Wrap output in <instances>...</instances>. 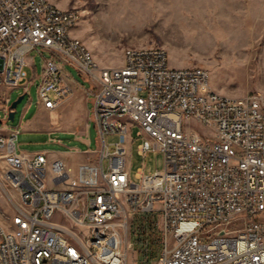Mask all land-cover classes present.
Listing matches in <instances>:
<instances>
[{"label": "built area", "instance_id": "obj_1", "mask_svg": "<svg viewBox=\"0 0 264 264\" xmlns=\"http://www.w3.org/2000/svg\"><path fill=\"white\" fill-rule=\"evenodd\" d=\"M78 16L77 8L48 0H0V151L4 178L20 197L13 228L0 226L3 264H123L133 217L155 212L163 249L146 264H264V91L223 94L203 67L173 70L160 46L128 47L121 69L92 62L71 34ZM33 50L49 54L39 76L43 108L55 110L73 93L64 65L90 84L97 161L80 162L75 173L46 151L20 150V126H6V94L28 93ZM133 122L144 123L141 155L166 154L163 169H139L141 182L128 166ZM109 135L118 139L110 143ZM58 212L71 224L54 221ZM98 238L107 239V250L98 249Z\"/></svg>", "mask_w": 264, "mask_h": 264}, {"label": "rangeland", "instance_id": "obj_2", "mask_svg": "<svg viewBox=\"0 0 264 264\" xmlns=\"http://www.w3.org/2000/svg\"><path fill=\"white\" fill-rule=\"evenodd\" d=\"M49 1L58 7L80 11V19L73 29L101 65L121 66L128 47L160 46L167 51L171 67L207 69L212 88L223 94L242 97L251 91H264V0ZM44 56L49 54L40 55L36 50L30 53L25 77L33 81L18 104L14 119H8L6 126L9 129L20 126V150L47 151L49 155L68 150L75 159L83 156L87 161L96 162L99 139L92 96L80 104L78 95L73 93L45 119L35 118L43 110L38 85ZM63 72L70 74L68 80L74 79L90 88L89 82L73 66L64 65ZM23 93L24 88L19 87L6 95L11 97L12 103ZM192 126L198 131H206V127L198 123ZM139 130L138 125L130 126L128 136V166L134 182H141L137 177L139 169L142 168L145 174L153 173L163 169L164 162L160 152L149 151L145 156L139 153L143 141L138 135ZM117 139V135L107 136L110 143ZM104 165L107 170V161ZM6 169L0 151V226L10 230L20 197L17 189L4 178ZM62 218L58 212L53 220L71 224L68 218ZM160 219L158 212L133 217L128 231L132 242L128 250L129 264H146V254L151 248L148 229ZM158 238L152 245L153 256L163 249L162 232ZM125 239L128 247V238Z\"/></svg>", "mask_w": 264, "mask_h": 264}, {"label": "crops", "instance_id": "obj_3", "mask_svg": "<svg viewBox=\"0 0 264 264\" xmlns=\"http://www.w3.org/2000/svg\"><path fill=\"white\" fill-rule=\"evenodd\" d=\"M71 34L74 35V36H77L74 29L72 28L71 30ZM67 75V82L71 85L72 89H73V93L77 94V101L81 102L82 101H87L88 99V96H91L89 93H88V88L84 87V85H82L80 82L74 80V79H71V80H68V78H70V74L68 72L65 73ZM72 93V94H73ZM72 96V95H71ZM70 96V97H71ZM69 97V98H70ZM76 101H74L75 103ZM59 108V107H58ZM57 108V109H58ZM53 110H48V109H45L43 108L42 111L38 112L36 115H35V118L36 119H45V117L47 116V114L49 112H51ZM47 152V151H46ZM48 153V152H47ZM77 153H80V152H77ZM82 156V155H81ZM48 158H49V161H54L55 159H58V158H61V159H64L73 169V173L76 172V169H77V166L80 162H84V161H87L84 159V157L82 156L81 159H75L74 157H71V155H69L68 153V150H66L65 153H54L52 155H49L48 154Z\"/></svg>", "mask_w": 264, "mask_h": 264}, {"label": "bare ground", "instance_id": "obj_4", "mask_svg": "<svg viewBox=\"0 0 264 264\" xmlns=\"http://www.w3.org/2000/svg\"><path fill=\"white\" fill-rule=\"evenodd\" d=\"M48 6L49 7H58L56 4L52 3L51 1L48 0ZM80 19V16H78V21ZM80 46H85L88 48V46L85 44V42L80 39ZM161 50L166 51L164 48L161 47ZM128 52V48L126 49L125 53ZM91 61L92 62H98L93 55L91 54ZM113 69H121V66L113 67ZM173 70H182V68H174L172 67ZM133 125H138L140 127V130H144V123L140 122H133ZM163 154L164 161H166V154H164V151H157ZM89 242H97V234H89ZM126 239L121 238V247H127L126 246ZM98 249L99 250H107V239L105 238H98ZM0 264H3V256H0ZM123 264H129L128 263V257H123Z\"/></svg>", "mask_w": 264, "mask_h": 264}, {"label": "trees", "instance_id": "obj_5", "mask_svg": "<svg viewBox=\"0 0 264 264\" xmlns=\"http://www.w3.org/2000/svg\"><path fill=\"white\" fill-rule=\"evenodd\" d=\"M149 225H147V227H148ZM159 230H157L156 229V226H155V224L154 223H152L151 225H150V227H149V229H148V236H150L151 237V248H150V252L149 251H147V254H146V257H151V256H153L154 255V252L153 251H151V249H152V245H153V243H155V241H157V240H159ZM149 250V249H148Z\"/></svg>", "mask_w": 264, "mask_h": 264}, {"label": "water", "instance_id": "obj_6", "mask_svg": "<svg viewBox=\"0 0 264 264\" xmlns=\"http://www.w3.org/2000/svg\"><path fill=\"white\" fill-rule=\"evenodd\" d=\"M24 97H25V93L21 94L16 100H14L11 103V111H10V114H9V119L10 120L14 119L17 106L23 100Z\"/></svg>", "mask_w": 264, "mask_h": 264}]
</instances>
